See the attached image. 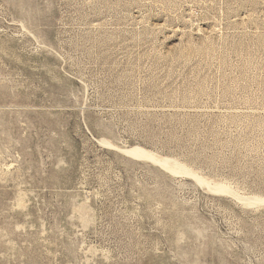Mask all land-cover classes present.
Listing matches in <instances>:
<instances>
[{
    "label": "rangeland",
    "instance_id": "obj_1",
    "mask_svg": "<svg viewBox=\"0 0 264 264\" xmlns=\"http://www.w3.org/2000/svg\"><path fill=\"white\" fill-rule=\"evenodd\" d=\"M0 264H264V0H0Z\"/></svg>",
    "mask_w": 264,
    "mask_h": 264
}]
</instances>
